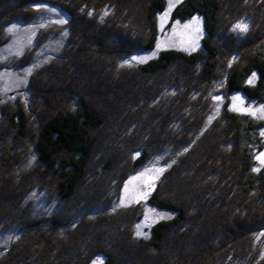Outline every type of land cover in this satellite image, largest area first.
<instances>
[{"label":"trees","instance_id":"1","mask_svg":"<svg viewBox=\"0 0 264 264\" xmlns=\"http://www.w3.org/2000/svg\"><path fill=\"white\" fill-rule=\"evenodd\" d=\"M40 4L67 16L66 49L31 77L35 120L0 106L12 131L10 143L0 129V231H17L0 264L97 254L103 264H264V164L254 169L263 122L227 106L232 91L264 102V0H181L172 16H201L200 49L166 48L131 66L119 59L153 46L165 0H0V42ZM239 18L249 21L243 39L231 30ZM220 78L221 111L208 121ZM25 140L39 166L27 164ZM166 149L177 153L147 200L172 216L136 239L138 205L111 203L130 171ZM33 191L48 210L35 211Z\"/></svg>","mask_w":264,"mask_h":264},{"label":"rangeland","instance_id":"2","mask_svg":"<svg viewBox=\"0 0 264 264\" xmlns=\"http://www.w3.org/2000/svg\"><path fill=\"white\" fill-rule=\"evenodd\" d=\"M181 0H165L164 8L156 13V35L154 44L150 49H137L129 55L119 59L120 65L131 66L142 64L153 58L162 49L176 48L186 52L200 49L205 35L204 23L198 14L187 18L172 16V10ZM35 14L26 21H14L5 25L2 30L3 39L0 42V106L14 108L16 105L30 112L29 118L35 120L36 116L30 110L34 107L37 97L31 88V77L41 70L42 66L60 59V54L66 49L64 45L68 33L67 16L55 5H35ZM105 15V12H104ZM245 25L246 31L249 21L246 18L234 20L231 30L237 38L243 39L246 31H241L235 26ZM253 81V76L247 80ZM224 85V79L215 81V89L211 92L208 121L219 115L221 103L224 98L223 91L217 89ZM169 92H173V89ZM228 108L236 113L248 114L263 122L259 133L263 145L255 151L254 169L261 166L264 160V102L246 98L239 91L227 93ZM37 102V101H36ZM8 110V109H7ZM5 112V110H4ZM3 110L0 108V123L4 118ZM2 133L11 143V130L6 133L0 127ZM26 143V144H25ZM10 147V146H9ZM23 155H26L27 164L39 166L35 153H31L32 144L25 140L20 144ZM122 152V149H121ZM170 153L169 149L150 156L136 169L129 172L123 181L117 197L111 205L117 208H126L138 205V217L130 224L131 235L136 239H148L151 225L162 219L172 216V212L149 204L147 197L153 184L160 178L166 164L173 160L177 151ZM259 157V158H258ZM114 190V189H113ZM112 191V190H111ZM33 207L35 211L48 210L46 200L42 193L31 192ZM139 225V228L137 227ZM137 231L141 235L137 236ZM260 230L258 234L262 233ZM17 234L15 228L0 231V251ZM88 264H103V258L97 254L90 258Z\"/></svg>","mask_w":264,"mask_h":264},{"label":"snow or ice","instance_id":"3","mask_svg":"<svg viewBox=\"0 0 264 264\" xmlns=\"http://www.w3.org/2000/svg\"><path fill=\"white\" fill-rule=\"evenodd\" d=\"M235 27L241 31H246L245 25L237 24ZM262 155H264V154H262ZM261 162L264 163V160H262ZM137 227L139 228V225ZM139 235H141V233L139 231H137V236H139Z\"/></svg>","mask_w":264,"mask_h":264}]
</instances>
